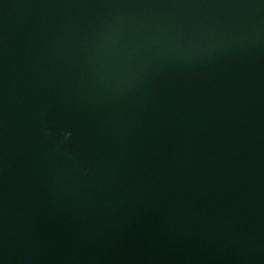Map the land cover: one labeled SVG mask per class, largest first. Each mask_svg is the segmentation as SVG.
I'll return each instance as SVG.
<instances>
[{"label": "water", "instance_id": "95a60500", "mask_svg": "<svg viewBox=\"0 0 264 264\" xmlns=\"http://www.w3.org/2000/svg\"><path fill=\"white\" fill-rule=\"evenodd\" d=\"M0 264H264V0H0Z\"/></svg>", "mask_w": 264, "mask_h": 264}]
</instances>
